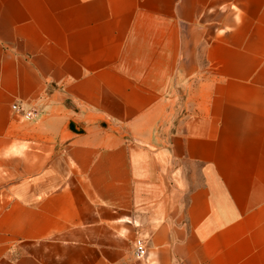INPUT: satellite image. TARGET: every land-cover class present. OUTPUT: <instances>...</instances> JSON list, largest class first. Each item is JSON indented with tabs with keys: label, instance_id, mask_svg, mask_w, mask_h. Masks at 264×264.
I'll use <instances>...</instances> for the list:
<instances>
[{
	"label": "crops",
	"instance_id": "crops-1",
	"mask_svg": "<svg viewBox=\"0 0 264 264\" xmlns=\"http://www.w3.org/2000/svg\"><path fill=\"white\" fill-rule=\"evenodd\" d=\"M0 264H264V0H0Z\"/></svg>",
	"mask_w": 264,
	"mask_h": 264
},
{
	"label": "built area",
	"instance_id": "built-area-1",
	"mask_svg": "<svg viewBox=\"0 0 264 264\" xmlns=\"http://www.w3.org/2000/svg\"><path fill=\"white\" fill-rule=\"evenodd\" d=\"M10 108L12 110H20L22 112V116L23 118H28L29 116L32 115V111L30 110H21L19 109V107L17 106L16 103H12L10 105ZM133 249H134V255L137 259H143L145 253H146V248L144 246V243L142 241V239L140 238H135L133 241Z\"/></svg>",
	"mask_w": 264,
	"mask_h": 264
},
{
	"label": "rangeland",
	"instance_id": "rangeland-1",
	"mask_svg": "<svg viewBox=\"0 0 264 264\" xmlns=\"http://www.w3.org/2000/svg\"><path fill=\"white\" fill-rule=\"evenodd\" d=\"M135 259H137V258L135 257ZM138 260H141V259H138Z\"/></svg>",
	"mask_w": 264,
	"mask_h": 264
}]
</instances>
